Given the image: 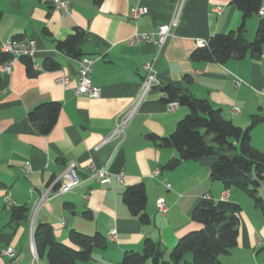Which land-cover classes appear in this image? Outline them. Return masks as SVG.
<instances>
[{
	"label": "crops",
	"instance_id": "obj_1",
	"mask_svg": "<svg viewBox=\"0 0 264 264\" xmlns=\"http://www.w3.org/2000/svg\"><path fill=\"white\" fill-rule=\"evenodd\" d=\"M66 1L70 14L60 17L50 0H0V47L8 41L33 40L36 50L29 62L37 72L28 75L25 63L19 60L5 73L0 58V249L15 253L14 259L0 257V264H30V230L37 224H49L54 239L67 246L70 231L101 234L107 245L93 250L92 256L102 260H94V264H118L124 253L142 252L148 239L167 261L181 237L202 228L190 217L203 201L225 213L239 208L237 246L219 257L220 264H264V180L256 189L261 204L255 206L240 189L211 180L216 156L184 161L169 169L176 150L157 146L150 139L151 135L164 138L172 134L188 113L180 105L170 110L161 101L158 88L170 85L209 101L243 130L252 124V118L260 119L249 133L250 144L264 154V44L261 53H247L224 64L190 61L200 42L239 27L241 13L232 0H186L179 23L161 49L149 44L131 46L128 41L137 33L151 34L169 24L176 0H103L99 6L92 0ZM137 6L146 8L147 14L130 19V10ZM260 17L258 11L246 20V40L254 39ZM75 29L83 31L78 43L81 55L94 59L91 80L100 88L95 99L74 94L77 59L57 49ZM49 59L58 63L57 70H42ZM145 64H153L159 86L142 101L124 136L103 143L137 97ZM186 76L191 82L185 81ZM59 77H68V84L56 85ZM51 102L58 103L60 111L51 132L42 136L30 124L28 113ZM68 164L75 165L80 185L39 204L43 187ZM89 166L105 169L110 183L101 185ZM138 184L145 189L146 224L123 203L125 190ZM6 196L10 207L5 204ZM158 202L168 208L164 215L157 210ZM20 207H26L28 213L26 219L16 222L11 209ZM113 231L116 239L110 242ZM192 257L185 253L181 264H191ZM149 263L153 264L151 260L144 264Z\"/></svg>",
	"mask_w": 264,
	"mask_h": 264
},
{
	"label": "trees",
	"instance_id": "obj_2",
	"mask_svg": "<svg viewBox=\"0 0 264 264\" xmlns=\"http://www.w3.org/2000/svg\"><path fill=\"white\" fill-rule=\"evenodd\" d=\"M99 6L103 0H92ZM241 13V24L235 31L211 36L205 45L196 48L190 55L194 63L224 64L231 59H242L247 53L253 55L262 51L264 44V16H261L255 37L252 41L244 36L245 22L261 7V0H232ZM83 31H75L65 40L57 44L59 51L65 52L72 58L82 55L78 43ZM1 61L8 59L0 54ZM28 75H35L30 60L21 59ZM58 69V63L46 60L42 65L44 71ZM186 82H191L189 76ZM161 101L176 102L188 110L172 134L160 138L150 136V139L163 148H173L177 156L172 159L167 168H175L184 161H196L206 156H216L217 162L210 169L212 181H220L226 188L235 187L247 194L255 206L261 204L256 195V189L264 180V154L250 144V131L261 120L254 117L252 124L245 130L226 120L220 109L214 108L209 101L183 94L178 89L167 85L158 88ZM60 105L58 103L40 104L28 113V120L42 136L48 135L54 127ZM209 142V143H208ZM252 170L254 175H252ZM1 187V184H0ZM123 203L131 215L147 223L144 215L146 194L143 184L127 188L123 193ZM71 207V206H70ZM239 208L232 212H220L213 203L200 202L191 213V222L202 226L200 230L191 231L181 237L169 253L167 261H163L162 252L150 239L144 242L142 252H126L118 264H144L151 260L153 264H181L185 253L192 254L191 264H220L219 257L226 255L237 246ZM26 207L12 208L11 217L19 222L26 219ZM84 215L90 218V213ZM70 246L54 239L52 227L49 224H37L33 230V241L39 258L45 257L48 264H79L92 259L94 249H103L107 243L105 238L95 233L85 235L70 231L68 235Z\"/></svg>",
	"mask_w": 264,
	"mask_h": 264
},
{
	"label": "built area",
	"instance_id": "obj_3",
	"mask_svg": "<svg viewBox=\"0 0 264 264\" xmlns=\"http://www.w3.org/2000/svg\"><path fill=\"white\" fill-rule=\"evenodd\" d=\"M186 0H176L174 5V16L169 24L159 26L154 33L151 34H140L137 33L129 39V45L137 46L140 44H149L161 49L166 43L167 39L171 35V31L179 23L180 14ZM53 9L60 15V17H65L70 14V5L66 0H50ZM147 14V9L144 7H134L130 10V19L136 20L141 16ZM260 16H264V8L259 10ZM206 42H200L199 47L205 45ZM1 54L7 56L8 59L2 62V69L5 73H9L11 70V63L13 61H19L21 59H28L33 61L36 45L33 40L27 41H8L1 44ZM78 70V82L74 89V94L76 96L86 97L88 99L98 98L100 95V88L92 83L91 75L94 65V59L89 56H81L77 59ZM38 69L36 65L33 66ZM145 76L142 80L139 92L135 100L133 101L131 107L123 114H121L117 121L114 131L104 139L103 143L119 139L124 136V131L128 126L132 116L138 110L140 104L145 99V97L156 87L159 86V82L156 79L154 73L153 64L144 65ZM68 77H59L55 80L56 85L64 86L68 84ZM238 85V83L236 84ZM178 104L176 102L168 103L170 110H174ZM102 143V144H103ZM93 176H96L101 185H106L110 183V177L105 169H96L93 166H89ZM24 171H28V167L25 166ZM122 174L117 176V180L121 181ZM81 183L80 178L77 175L76 167L74 164H68L61 175L53 179L50 184L43 187L39 204L46 202L49 199L58 197L67 193L72 192ZM166 187L170 189L171 185L166 184ZM226 198L223 196L222 199ZM5 204L7 207L11 206V201L9 196L5 197ZM157 210L161 214H165L168 210L167 206L163 202H158L156 204ZM110 242H114L116 239V233L113 231L109 237ZM30 264H39V256L37 254L34 241H33V228L30 230ZM0 257H6L9 259L15 258V253L12 249H0Z\"/></svg>",
	"mask_w": 264,
	"mask_h": 264
},
{
	"label": "rangeland",
	"instance_id": "obj_4",
	"mask_svg": "<svg viewBox=\"0 0 264 264\" xmlns=\"http://www.w3.org/2000/svg\"><path fill=\"white\" fill-rule=\"evenodd\" d=\"M209 143V142H208ZM252 175H254V171L252 170ZM95 250V249H94ZM97 250V249H96ZM93 257V260H90V261H88V262H82V263H79V264H94V260H100V261H102L100 258L101 257H95V256H92ZM46 262V259L45 258H41L40 259V263L42 264V263H45ZM101 264H103V263H101ZM150 264V263H149Z\"/></svg>",
	"mask_w": 264,
	"mask_h": 264
}]
</instances>
